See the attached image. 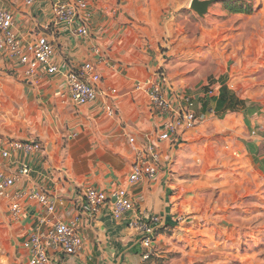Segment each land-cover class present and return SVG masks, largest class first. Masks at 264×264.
I'll return each mask as SVG.
<instances>
[{
  "label": "crops",
  "instance_id": "obj_1",
  "mask_svg": "<svg viewBox=\"0 0 264 264\" xmlns=\"http://www.w3.org/2000/svg\"><path fill=\"white\" fill-rule=\"evenodd\" d=\"M54 1L37 0L32 5L22 1L20 8L5 6L14 15L15 31L25 47L39 35H46L52 41L59 71L49 74L41 67L38 74L28 77L18 61L12 58L6 61L3 68L18 77L23 76L28 85H22L24 104L19 106L18 116L4 130L3 136L39 140L45 149L29 154L16 152L8 159L0 155V168L13 172L22 163H27L30 173L16 184L15 189L45 190L56 201L59 213L67 219H80L83 251L57 257L55 264H149V260L142 257L146 252L142 244L143 233L134 223L143 212L162 218L164 225L156 235L154 250L167 240V231L181 227L174 212V184L168 170L173 148L181 146L191 130L182 133L178 144L159 143L163 167L156 178L130 183L137 145L146 140L155 142L166 120V116L152 110L147 92L138 89L137 84L153 81L158 71H164L169 96L174 103L179 102L177 97L180 95L190 96L197 113L204 116L228 115L242 107L244 101L226 90L227 81L220 76L215 84L220 87L219 94L208 100L207 95L198 94L199 103H196V96L181 89L183 82L179 77L173 73L168 75L165 56L179 50L180 42L189 38L182 22H175L169 11L186 8L187 0H91L93 17L88 36H75L63 25L55 23ZM193 1L189 0V5ZM200 1L216 3L217 0ZM105 2L112 3L116 17L105 10ZM213 3L202 15L195 11L204 17ZM169 39L178 44L171 51L162 52L158 43ZM96 47L100 54L95 52ZM86 61L96 64L102 89H118V95L111 100L115 115L107 114V100L103 96L83 105L69 97L64 75ZM244 111L251 113L252 109L246 106ZM132 136L136 144L130 142ZM89 186L107 192L126 187L135 210L127 212L121 219L113 218L110 205L93 211L83 194ZM6 201L0 199L6 213L2 229L10 237L12 258L5 264H27L29 252L24 241L46 215L45 209L36 201L23 200L21 215L14 218L11 213L7 214ZM3 218L0 216L1 220Z\"/></svg>",
  "mask_w": 264,
  "mask_h": 264
},
{
  "label": "rangeland",
  "instance_id": "obj_2",
  "mask_svg": "<svg viewBox=\"0 0 264 264\" xmlns=\"http://www.w3.org/2000/svg\"><path fill=\"white\" fill-rule=\"evenodd\" d=\"M22 1L0 4L20 8ZM111 4L103 6L116 17ZM169 14L182 22L189 38L165 56L168 75L179 77L181 89L196 96V103L198 94L207 95L206 100L218 95L215 84L223 76L226 90L244 102L228 115L198 113L202 123L173 148L168 173L181 227L167 231L169 237L153 250L149 264H264V0H217L204 17L187 0L186 8ZM176 44L170 39L158 43L162 52ZM7 60L0 54L2 136L24 104L22 85H28L23 76L3 68ZM6 208L10 215L8 200ZM4 209L0 202L2 218ZM5 223L0 219L2 264L12 258Z\"/></svg>",
  "mask_w": 264,
  "mask_h": 264
},
{
  "label": "built area",
  "instance_id": "obj_3",
  "mask_svg": "<svg viewBox=\"0 0 264 264\" xmlns=\"http://www.w3.org/2000/svg\"><path fill=\"white\" fill-rule=\"evenodd\" d=\"M37 0H24L32 5ZM54 21L63 25L75 36H88L91 33L90 22L93 17L91 0H55L52 6ZM16 20L12 11L0 4V54L15 59L24 67L26 76H34L41 71L53 74L59 71L54 60L55 47L46 35L37 36L25 47L16 31ZM100 54V49L95 48ZM67 93L72 101L79 105L95 101L103 96L107 102L105 110L108 115H115L116 109L111 102L118 95V89L100 87L101 74L95 63L86 61L77 68L65 73ZM138 89L147 92L152 110L166 116L163 131L156 136V141L146 140L137 145L131 172L130 183H139L156 178L162 170L163 158L159 143L169 141L178 144L185 131L194 129L200 123L192 97L180 95L178 103L171 99L168 80L164 71H158L153 81L139 82ZM130 142L136 144L135 137ZM45 146L39 140H19L0 135V155L8 159L13 153L25 154L43 151ZM30 166L22 163L13 172L0 168V195L9 202V211L14 218L22 212V201H36L45 209L43 216L24 246L29 252L27 264H55L62 255H75L84 249L79 218L67 219L58 212L52 195L39 188L15 189V186L30 173ZM88 206L97 211L110 205L111 215L121 219L127 212L135 210V203L128 189L117 187L107 192L93 186L83 190ZM135 227L143 233L142 244L146 252L142 255L147 260L153 253V243L160 228L164 225L162 218L143 212L138 215Z\"/></svg>",
  "mask_w": 264,
  "mask_h": 264
},
{
  "label": "water",
  "instance_id": "obj_4",
  "mask_svg": "<svg viewBox=\"0 0 264 264\" xmlns=\"http://www.w3.org/2000/svg\"><path fill=\"white\" fill-rule=\"evenodd\" d=\"M213 3V1H200L194 0L191 4L192 8L196 10L200 15L207 11L208 6Z\"/></svg>",
  "mask_w": 264,
  "mask_h": 264
},
{
  "label": "trees",
  "instance_id": "obj_5",
  "mask_svg": "<svg viewBox=\"0 0 264 264\" xmlns=\"http://www.w3.org/2000/svg\"><path fill=\"white\" fill-rule=\"evenodd\" d=\"M232 10H234V11H236V12H241V11H243L244 9H241V8H240V9H232ZM159 231H160V230H159ZM159 231H158V232H159Z\"/></svg>",
  "mask_w": 264,
  "mask_h": 264
}]
</instances>
